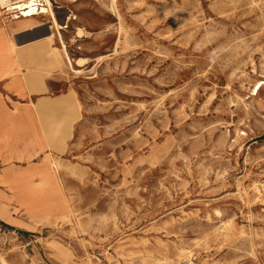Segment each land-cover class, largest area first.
Returning <instances> with one entry per match:
<instances>
[{
    "label": "rangeland",
    "instance_id": "obj_1",
    "mask_svg": "<svg viewBox=\"0 0 264 264\" xmlns=\"http://www.w3.org/2000/svg\"><path fill=\"white\" fill-rule=\"evenodd\" d=\"M55 1L0 263L264 264V0Z\"/></svg>",
    "mask_w": 264,
    "mask_h": 264
},
{
    "label": "crops",
    "instance_id": "obj_2",
    "mask_svg": "<svg viewBox=\"0 0 264 264\" xmlns=\"http://www.w3.org/2000/svg\"><path fill=\"white\" fill-rule=\"evenodd\" d=\"M49 22L48 16H35L0 23V158L21 156L20 147L33 138L35 107L66 95L52 93L51 86L65 84L47 56L61 50L57 38L48 42L54 37ZM45 108L52 114L56 107Z\"/></svg>",
    "mask_w": 264,
    "mask_h": 264
},
{
    "label": "built area",
    "instance_id": "obj_3",
    "mask_svg": "<svg viewBox=\"0 0 264 264\" xmlns=\"http://www.w3.org/2000/svg\"><path fill=\"white\" fill-rule=\"evenodd\" d=\"M50 8L47 0H0V11L10 20L15 18H29L35 16H48V10L59 11L61 8L55 0H50ZM25 15H28L25 17ZM50 17V16H49ZM51 19V17H50ZM67 21L63 22L62 29L67 27ZM51 26V23L49 24Z\"/></svg>",
    "mask_w": 264,
    "mask_h": 264
},
{
    "label": "bare ground",
    "instance_id": "obj_4",
    "mask_svg": "<svg viewBox=\"0 0 264 264\" xmlns=\"http://www.w3.org/2000/svg\"><path fill=\"white\" fill-rule=\"evenodd\" d=\"M47 3H48V7L50 8V0H47ZM114 0H111V6H113L114 5ZM28 15H25V17H27ZM51 17V22H53V24L54 25H56V19H55V15H54V11L53 10H51V9H49L48 10V17ZM49 17V18H50ZM15 19H20V18H15ZM25 19V18H24ZM78 30H81V29H78ZM59 36H60V34L59 33H57ZM78 36V35H77ZM64 51V50H63ZM64 53V56H65V59H66V61H67V64L70 66V64H71V60L67 57V55H66V52L64 51L63 52ZM80 63H81V61H79ZM79 63V64H80ZM258 83V82H257ZM262 85H264V81H261L260 83H258L257 84V86L256 87H253V89H252V93H251V95H253V96H256L257 94H258V91H259V89L261 88V86ZM182 249L180 250V255L182 254ZM178 257V256H177ZM177 262V261H176ZM1 264V263H0ZM170 264H173V260H170Z\"/></svg>",
    "mask_w": 264,
    "mask_h": 264
}]
</instances>
